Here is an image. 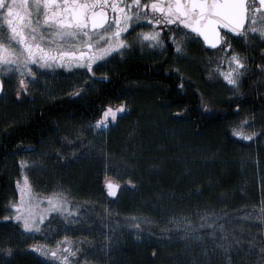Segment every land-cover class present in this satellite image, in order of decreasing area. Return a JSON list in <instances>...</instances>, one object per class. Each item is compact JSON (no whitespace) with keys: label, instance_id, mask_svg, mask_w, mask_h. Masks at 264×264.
<instances>
[{"label":"trees","instance_id":"1","mask_svg":"<svg viewBox=\"0 0 264 264\" xmlns=\"http://www.w3.org/2000/svg\"><path fill=\"white\" fill-rule=\"evenodd\" d=\"M254 59L264 65L262 54ZM259 72L257 79L263 77L264 71ZM246 78L241 77L237 92L228 97H210L168 70L164 61L132 54L111 66L109 82L83 98L67 97L56 88V96L25 105L13 99L0 100V251L10 250L12 256L8 260L0 256V264H41L26 247L40 236L25 235L16 224L4 221L16 170L10 160L22 149L36 150L45 142L55 151L53 138L60 135H81L79 145L83 140H94L96 157L71 155L59 160L48 155L42 169L28 175L30 183L46 192L62 189L72 205L80 204L94 214L101 213L104 203L110 201L112 212L144 218L163 230L170 218L224 204L227 211L238 207L244 199L240 196L243 178L239 154L246 144L235 138L232 128L239 118H245L256 120L261 127L257 131L264 132V118L250 115L245 97L251 81ZM107 90L111 92L108 104L115 107L123 103L129 112L116 118L107 135L94 139L82 128L100 118ZM69 127L81 133L68 132ZM110 156L118 164V170L111 173L104 168ZM257 158L264 164V149L258 150ZM107 175L111 181L118 176L121 190L116 197H107ZM245 194L246 201L257 197L255 189L248 188ZM149 240H126L112 252L110 264H180L178 244L167 239L154 241L156 237Z\"/></svg>","mask_w":264,"mask_h":264},{"label":"snow or ice","instance_id":"2","mask_svg":"<svg viewBox=\"0 0 264 264\" xmlns=\"http://www.w3.org/2000/svg\"><path fill=\"white\" fill-rule=\"evenodd\" d=\"M142 23L150 25V31L137 33L132 42L125 39L130 29L135 31ZM222 29L244 39L258 34L264 42V0H0V73L17 74L25 91V77L35 82L38 74L58 67L84 69L94 77L93 66L98 67L97 62L122 54L136 42L141 46H163L165 30L177 53L189 43L201 42L212 48L219 46L227 53L232 44ZM246 59L233 50L231 55L218 59L215 71L228 85L238 87L247 69ZM258 67L264 71V65ZM2 87L0 80V90ZM124 108V104L104 108L94 127L107 128ZM246 123L241 121L233 127L232 134L250 141L257 134H246ZM105 184L115 196L119 186L108 179ZM16 187L19 196L9 204V210L13 212L11 219L26 233L42 231L45 213L60 215L65 220H76L80 215L62 189L34 195L27 176L23 184L17 181ZM42 205L45 206L41 211ZM256 219L264 223V208ZM30 247L50 257L53 264H73L74 260L81 264L79 257L87 255L74 249L67 236L56 241L55 247ZM259 254L264 256V243Z\"/></svg>","mask_w":264,"mask_h":264},{"label":"rangeland","instance_id":"3","mask_svg":"<svg viewBox=\"0 0 264 264\" xmlns=\"http://www.w3.org/2000/svg\"><path fill=\"white\" fill-rule=\"evenodd\" d=\"M137 28H135V31H139ZM137 33L131 32L128 41L132 42ZM177 38L180 37L178 36ZM162 47L141 46L139 42H136L132 47L127 49L128 52L125 50L122 54L111 56L110 60L118 56L123 57L127 53L144 56H154L155 54L156 57L158 56L159 61H164L165 65L173 72L190 82L191 86L194 85L196 89L204 92L205 95L226 98L234 92H237L236 87L228 85L215 71L218 59L225 55H231L233 48L227 53L219 49L213 54H205L197 43H189L184 47L182 52L177 53L175 46L169 39L170 54L166 57L164 56L165 50H162ZM240 56L244 57L242 55ZM224 66L226 67V62ZM72 78H76V80L62 77L61 81L62 83H67L68 86H70L69 82L72 81L76 87H81L86 84L87 80L90 81L85 75ZM0 79L3 81V87L13 84L11 88L13 94L16 95V92L20 93L22 90L18 85L19 76L17 74L0 73ZM7 80H12V83H8ZM26 81L28 91L32 89L30 86H34V89L38 86L41 91L46 89L47 92L51 90L54 92L51 87L44 86L45 81L39 77L35 79V82L29 80L28 77ZM14 101L22 105L28 104L26 101L23 102L21 98L18 101ZM119 106L113 108H119ZM128 111L129 109L125 112H119L117 117ZM241 121H247L243 129L246 134L255 132L257 135L250 141L245 140V147L242 146L240 149L239 155L241 159L239 170L243 178L240 181L243 184L240 190V196L244 199L238 207L231 211H227L223 207L226 204L220 205L216 209L206 207L205 209L191 212L185 216L170 218L168 227L163 230H157L156 226L144 218L121 216L112 212L113 207H110V201L104 203V208L101 213L95 214L87 208L83 209L80 207V204H76L74 206L80 212L76 220H65L60 215L45 213L47 219L41 225L42 231L26 233L18 222L11 219L13 212L9 210V204L15 202L19 196L16 187L17 181L23 184L25 176L28 177L34 170L35 172L37 170L40 171L42 169V163L48 159V155L56 157L59 160L71 155H81V157L85 158L96 157L97 146L94 140H83V144L79 145V140L82 138L81 135L79 136L80 139L76 136L69 137L67 135H60L53 138L54 143L57 144L55 151L49 145L50 142H45L46 144L44 146L42 145L36 150L27 151L26 149H22L10 160L12 168L16 167V170L15 174L12 175L10 183L11 195L6 201V211L4 213V217L7 216L9 219H4V221L16 224L19 231L25 235L34 236L38 234L40 238L34 244L55 247L56 241L62 240L67 236L70 245L74 249H80L81 253L87 254L86 256L81 255L79 257L81 264H110L112 252L124 245L126 240L136 242L139 238H145L150 239V243L155 237L157 240L154 241L162 242L167 239L169 243L179 245L181 249L180 264H264V256L259 254L260 246L264 243V239H262L264 238V223L256 219L261 209L264 208V164L259 163L257 158L258 150L261 148L264 149V135L254 130L256 125L252 120L239 118L236 126ZM114 122L111 121L105 129L94 127L95 123L86 125L82 129H88L92 138L99 139L107 135L110 131L111 124ZM69 128L71 129H68V132H80L79 129H73L74 127ZM235 138L238 137L235 136ZM123 157L122 155L121 158L123 159ZM104 163L106 165L104 168L109 173H111V170H118V164L112 160L111 156L110 158L107 157ZM110 177L107 175L106 179L111 180ZM117 178L118 176H116V179L112 178L114 180L112 182L119 186L115 189V196L109 193L104 183L107 197H116L121 190V185L117 182ZM28 181L30 183L29 177ZM247 183L248 186L246 185ZM248 188L255 189L256 191L257 197L253 202L245 200V193ZM54 190L61 189L55 188ZM33 193L34 195H45L51 192L33 188ZM43 206L45 205H42L41 211L43 210ZM66 222L68 225L65 224ZM137 225H139V228H137ZM249 242H251V246ZM30 245L26 247L32 252V255L42 254L41 252H36ZM9 251L1 249L0 256H10ZM73 264H75V260Z\"/></svg>","mask_w":264,"mask_h":264},{"label":"flooded vegetation","instance_id":"4","mask_svg":"<svg viewBox=\"0 0 264 264\" xmlns=\"http://www.w3.org/2000/svg\"><path fill=\"white\" fill-rule=\"evenodd\" d=\"M162 27V26H160ZM137 28V27H136ZM139 31H132L131 29L129 30L130 33L131 32H140L142 31H150V25H148L147 23H142L141 26H139L137 28ZM173 31H175V29L173 28ZM222 33H227L224 29L221 30ZM168 33L167 30L164 31L163 34V39L165 40V43L162 47V50H165V55L166 57L169 56V39H168ZM130 34H127L125 36V39L129 40ZM229 42L232 44V48L234 51H236L237 53L241 54H246L248 55L247 59H246V65H247V69L246 72L241 76V77H247V81L250 82L249 86H248V94L245 97L247 103L249 104L248 108L250 111V115L253 118H264V72H263V77L257 79L256 77L259 76V65L262 64H256L254 56L256 54H262V50H264V42L261 41V39L259 38L258 34H253L250 35L247 39L244 38H237L235 34H228L227 33V37H226ZM199 48H201L203 50V52H216L217 50L221 49L220 47L216 50H206L203 46V43H197ZM241 50V51H239ZM242 50H245V52L243 53ZM126 52H128L126 50ZM154 53V52H153ZM116 54H113L112 56H114ZM132 55L131 53H127L125 56L120 57L118 56L117 58H110L107 59L106 62H97L99 64V66L97 67L96 65L93 66V70L95 72V76L93 77L90 73H87L86 70L84 69H73V70H69L66 68H54L51 70H48L45 74H38L37 77L41 78L43 81H45L44 86L47 87H51V89H53L54 92H52V90L50 92H47V90L45 89L44 91H41L40 87L38 88V86L34 89V86H30L32 89L30 91L28 90H24L22 89L20 91V95L17 96V94H13L12 92V86L13 84H9V86H5L2 87V90L0 91V100H11L14 99L16 101H18L19 98H21L24 101L28 102V103H34L37 102L39 100H45L46 98H50L53 96H56V88L61 89V91L64 93L65 96L76 99V98H83L85 97L87 94H90L93 92V90L95 88H97L101 83H107L109 82V77H110V68L111 66L118 64L119 62L124 61L128 56ZM135 55H139V54H135ZM141 56V55H139ZM144 56V55H143ZM263 58H264V54H262ZM151 60L154 61H158V56L156 57L155 54L154 56H146ZM162 61V60H160ZM111 62L113 64H111ZM153 66V65H151ZM166 66V65H165ZM167 67V66H166ZM167 69L169 70V67H167ZM259 69V70H258ZM79 75H82L89 79L90 81L87 80L86 84L82 85L81 87H76L75 84L71 82L70 86L67 85V83H62L61 78L62 77H67L70 78L71 80H76V78H72V77H79ZM248 75V76H247ZM36 77V78H37ZM27 77H25L26 79ZM6 79V78H5ZM29 79V78H28ZM2 80V79H0ZM241 80V79H240ZM8 83H12V80H7ZM19 85V84H18ZM20 86V85H19ZM71 87V88H69ZM240 87V81H239V85L238 87H236L237 89ZM26 89H27V84H26ZM109 90H107L104 94V97L102 98L103 102H104V106L102 108V111L104 108L108 107L109 104V96L111 94H109L108 92ZM79 93L78 95L74 94V93ZM17 93V92H16ZM123 104V103H121ZM128 108L125 107L123 112H125ZM101 111V114H102ZM129 112V111H128ZM124 113L123 115H120V117H123L125 115L128 114ZM254 124L256 125V127H254V130H259L261 127L259 125V123L254 120L253 121ZM258 132V131H257ZM260 133H264L262 130L260 131ZM12 256L9 257H4L3 256V260H8L10 259ZM32 258H34L35 260H37L39 263L41 264H53L52 260L50 257H46L43 254H34L32 255Z\"/></svg>","mask_w":264,"mask_h":264},{"label":"water","instance_id":"5","mask_svg":"<svg viewBox=\"0 0 264 264\" xmlns=\"http://www.w3.org/2000/svg\"><path fill=\"white\" fill-rule=\"evenodd\" d=\"M226 32H227V30H225ZM228 33V32H227ZM228 34H231V33H228ZM202 39V38H201ZM203 46H204V48L206 49V50H216V49H218L219 48V46H217L216 48H212V47H210V46H207V45H204L203 44Z\"/></svg>","mask_w":264,"mask_h":264}]
</instances>
